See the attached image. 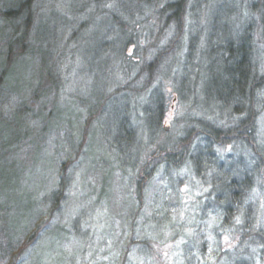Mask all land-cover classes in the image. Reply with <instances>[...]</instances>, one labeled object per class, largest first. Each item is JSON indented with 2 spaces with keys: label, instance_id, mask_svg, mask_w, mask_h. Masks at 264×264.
<instances>
[{
  "label": "trees",
  "instance_id": "1",
  "mask_svg": "<svg viewBox=\"0 0 264 264\" xmlns=\"http://www.w3.org/2000/svg\"><path fill=\"white\" fill-rule=\"evenodd\" d=\"M244 2L240 13L225 0H0V89L19 62H31L37 72L30 99L0 108V264H29L45 235H72L73 226L61 218L71 170L83 167L81 178L88 180L107 164L109 173L94 181L102 184L98 196L115 179V167L126 168L132 174L121 177L133 182L138 206L123 218L128 235L121 264L130 245L151 249L140 237L144 227L182 228L176 222L180 177L174 172L184 166L203 191L187 217L193 234L183 247L192 263L214 264L221 257L207 237V213L225 224L237 211L239 228L246 230L241 237L250 236L249 242L241 239L245 254L252 264H264V234L247 233L254 228L253 208L244 213L254 180L264 191V133L256 123L264 107V68L253 38L257 14L264 35V0ZM80 75L90 85L75 78ZM17 88L6 83L2 93L10 98ZM173 94L177 135L162 127L166 98ZM201 99L211 103L204 106ZM139 133L147 143L124 167L121 156ZM93 148L112 152L114 159L90 158ZM242 148L253 157L246 160ZM39 166L51 167L54 180L41 194ZM149 186L154 198L143 208H151L146 215L138 200Z\"/></svg>",
  "mask_w": 264,
  "mask_h": 264
},
{
  "label": "rangeland",
  "instance_id": "2",
  "mask_svg": "<svg viewBox=\"0 0 264 264\" xmlns=\"http://www.w3.org/2000/svg\"><path fill=\"white\" fill-rule=\"evenodd\" d=\"M229 1L237 5L240 13L243 9V5H247V2H244L246 0H225V2L230 4ZM253 8L254 6L251 7V9ZM258 16L257 14L254 17V20H256V17L257 20L253 23L255 25L253 38L257 51L256 58L263 69L264 35L259 25ZM2 46L3 43L2 40H0V49ZM133 50L134 46H130L128 53L131 54ZM35 73L37 74L31 62H19L14 66V69L10 72L8 82H2V90L6 83H9L11 88H18L17 91H14L15 93L11 94L12 96H10V98L6 96V93H2L0 89L1 94L4 95L1 96L0 94L1 109L7 111L9 106L11 107L14 104H19L24 99H30V94L33 90L32 87H34L37 82L35 77H33ZM74 75L72 79H74ZM75 78H79V81H82L85 87L91 83L85 75L76 76ZM167 88L170 87L168 86ZM67 93L68 90L62 93L61 102L65 103L69 100L70 97L67 96ZM200 101L204 106H207L208 102L211 100L201 99ZM147 104L148 102H142L143 106H147ZM208 107H210V105ZM178 117L179 107L176 103V97L174 96V98H172L167 96L166 114L162 127L166 128V131L172 133V135L173 132L174 135L178 132ZM256 123L261 133H264V107ZM140 134L141 133L137 134L138 137L135 141L136 143L134 142L132 146L133 148L121 156L120 164L124 167L132 166L135 158L140 153L141 143H147V137L143 134L142 137H140ZM46 146L51 152L56 148L53 140H47ZM225 149L229 152L228 147ZM57 150H59L58 152L60 153V149L57 148ZM68 150L69 147L67 146L62 148V153L58 156L63 159L68 155ZM240 153L243 157H246V160L251 156L253 157V155L250 156V154H245L246 151L243 148ZM96 155L104 159H114V154L105 149L98 150L93 148L90 158H96ZM72 166L73 165L70 164L69 168H73ZM113 167H115V165H113ZM79 168L80 170H78ZM79 168L77 171L76 169H72L74 171L71 170L72 181L68 192L69 198L65 201L61 209V218L66 223L73 226L72 235L64 232L45 235L39 246L32 250L31 254L33 258L30 260L29 264H121V258L118 257L120 256L121 247H123L124 241L127 239L128 235V229L125 227L126 225H123L125 224L123 218H129L132 213V208L136 206L135 186L133 182L127 180L128 178L125 179L121 177V174L123 175L127 172L126 174L129 175L132 173L126 171V168L116 171V166L113 173L115 179L113 181L108 180L110 185L106 187L104 195L101 197L98 196V194L102 189V184L99 180L96 182L94 181L97 177L102 176V173H109V165H104L102 171L98 169L95 176H91L88 180H86V178L84 179V177L83 179L81 178L84 170L81 166ZM51 171V167H44L43 169L42 166H39L36 168V173L38 175V177H36L38 179L36 182L38 188L40 187L39 191L41 189V192H39L40 194L43 192L42 190L48 189L51 184H54V180H50V177H52ZM174 174H179L180 177L176 187L179 190L178 199L181 204L179 210L181 211L180 214L176 216V218L179 217V221L176 220V222L182 224V228H179L180 230L177 232H173V229L177 227L170 228V226L166 227V225H164V229L155 231H151L150 228L146 229V227H144L146 231L140 234V237L146 239L148 243L147 248L149 249L151 247V249L147 251L146 248L142 247L139 249L136 246H134V248L133 245H130V248L133 249L130 250L128 255L129 258L124 264H193L188 254V248L183 247V244L188 241L193 234V231L189 227H186L189 225L187 217L193 215L194 211H192V206L193 203H195L194 201H197L200 196L203 197L202 185L191 182V178L189 177L191 174H189L185 166L183 169L176 170ZM209 174L211 175V173ZM33 182H30L29 185ZM254 182L253 188L246 193L247 203L244 211L247 215L250 212L249 206L253 208L251 225L252 227L254 226V228L251 231H247L248 234L252 232L250 235L258 234L256 232L264 234V191L258 186L257 180H254ZM164 183V181L159 182V184ZM143 190L142 194L144 197L142 199L139 198L138 205H140V209L143 211L142 213L146 215L149 213L148 215H150L151 208L147 210H143V208L146 209V205L153 202L151 201L153 189L149 186ZM40 194L35 196H41ZM207 214L208 217L206 218L207 220L204 221V224L207 227V237L210 246H216L215 248L219 249L218 251L221 253V257H218L217 260L214 261V264H252L251 258L245 254L248 250L244 252L245 247L241 242L242 240L245 243L249 242L248 239L250 238V236L241 237L240 232L242 231L244 233L246 231L240 230L239 228L241 223L240 216L242 213H237V211L236 213H232L228 223H225L230 227L226 228L223 227L225 225L224 223L220 224V216L216 215L215 212L210 213L209 211ZM214 227L215 231H213ZM237 231L239 233H237Z\"/></svg>",
  "mask_w": 264,
  "mask_h": 264
}]
</instances>
